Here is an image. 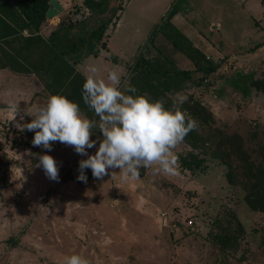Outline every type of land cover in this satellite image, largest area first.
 Segmentation results:
<instances>
[{
  "label": "rangeland",
  "instance_id": "rangeland-1",
  "mask_svg": "<svg viewBox=\"0 0 264 264\" xmlns=\"http://www.w3.org/2000/svg\"><path fill=\"white\" fill-rule=\"evenodd\" d=\"M223 1L224 14L219 19L217 14L210 15L214 11L206 0H133L127 9L130 24L113 32L118 49L125 48L128 54L121 57L118 70L128 74L141 56L158 58L149 64L157 75L188 69L187 87L170 96L186 95L189 106L194 100L199 102L211 114L208 128L241 143L251 160L264 165V89L250 84L251 78L264 83V48L244 61L222 53L212 59L217 70L205 75L191 69L194 62L166 39L167 33L178 34L180 43L189 41L195 46L198 36L212 46L201 47L213 56L220 53L215 49L240 53L253 35L250 9L228 0L218 2ZM65 2L59 18L71 24L72 32L80 30L81 20L90 29L111 14L88 19L91 13L83 0ZM148 2L162 8L151 7L139 14L136 9ZM113 4L119 8L120 2ZM177 12L186 26L173 22L176 18L171 13ZM50 20L56 24L58 19ZM132 22L140 27L139 32ZM172 26L177 33H172ZM245 52L249 51L241 53ZM89 61L96 63L92 58ZM33 82L34 77L27 86L20 76L6 79L0 75V264H63V257L73 252L86 256L90 264H264V213L249 208L243 186L228 182L227 168L219 160L208 157L200 168L187 169L180 156L193 150L183 142L174 149L179 156L178 175L154 174L145 168L143 176L125 179L120 169L113 168L97 179L91 169H85L87 180L82 182L75 170L86 156L78 155L72 146L62 151L64 144L52 143L51 151L34 146V132L17 127L31 119L26 118L28 107L23 104L27 97L37 92L33 100L38 101L44 96H40L38 82ZM7 90L12 95L2 93ZM9 101H17L20 109L14 119L7 110ZM93 131L90 139L98 147L102 135ZM222 148L233 150L227 143ZM95 151L87 149L89 154ZM44 153L57 162L58 180L49 179L38 166ZM231 161L238 163L234 154ZM189 219L195 223L193 229L185 226ZM237 220L244 229L237 247L220 249L213 235L235 230Z\"/></svg>",
  "mask_w": 264,
  "mask_h": 264
},
{
  "label": "trees",
  "instance_id": "trees-1",
  "mask_svg": "<svg viewBox=\"0 0 264 264\" xmlns=\"http://www.w3.org/2000/svg\"><path fill=\"white\" fill-rule=\"evenodd\" d=\"M49 1L0 0V69L9 68L14 72L34 74L49 95L55 93L65 95L68 99L76 101L88 118L98 120L81 98L84 75L75 67L77 58L73 60L71 56H78L81 53L96 56L100 51L106 50L107 44L104 40L106 29L113 20V13L119 8L114 10L110 8L108 0H83V4L91 13L88 19L100 17L107 12L111 13L110 16L107 19L100 18L97 20L98 24L90 29H86V22L81 20L79 22L81 28L77 32H72L71 24L60 21L48 37L44 38L38 32L47 19ZM92 20L94 22V19ZM173 30L172 33L175 34L178 29ZM23 31L28 32V35L25 36ZM175 36L178 37V34L167 33L166 39L194 62L196 71L207 75L217 70L215 62L207 59L191 42L187 40L186 44H182ZM156 59L143 56L136 59L128 73L130 83L136 87L138 93L147 94L153 99L163 98L166 101L165 107H172L174 99L170 93L185 89L191 80V73L189 70L177 69L157 75L155 69H149L151 61L155 63ZM250 84L264 89V83L253 78L250 79ZM186 103L181 107L197 121L198 126L184 139V143L196 152L180 156L182 165L193 170L200 168L208 157L219 160L227 168L228 182L230 184L238 182L243 186L244 200L249 208L264 213L263 163L251 160L241 143L235 142L233 138L228 139L230 137L224 136L214 128H208L207 121L211 114L199 102L194 100L190 106ZM95 131L100 132L98 129ZM223 143L231 146L233 149L231 153L222 148ZM233 154L237 157L238 163L231 161ZM235 169L238 171L237 174ZM144 172L145 168L141 167L139 175L143 176ZM237 223L235 230L223 229L224 232L219 231L213 235L214 242L220 249L237 247L239 233L244 230L238 220Z\"/></svg>",
  "mask_w": 264,
  "mask_h": 264
},
{
  "label": "clouds",
  "instance_id": "clouds-1",
  "mask_svg": "<svg viewBox=\"0 0 264 264\" xmlns=\"http://www.w3.org/2000/svg\"><path fill=\"white\" fill-rule=\"evenodd\" d=\"M95 62L86 65L81 98L98 120L88 118L80 105L61 93L50 94L45 104L25 111L31 120L17 124L23 131H33L32 144L51 151L53 142L72 146L85 159L79 161L77 179L85 182V169H91L97 179L118 168L122 178L138 177L141 167L154 174L178 175L179 156L174 149L184 142L197 121L181 106L187 96L177 94L172 107H165L163 98L153 99L138 93L130 83V75L109 70L107 77H98ZM7 110L14 119L20 111L17 101H9ZM23 119V116H21ZM98 129L102 135L97 147L90 135ZM96 148L94 154L87 149ZM46 176L58 180V165L47 154L39 156V165ZM63 264H90L88 258L73 252L63 257Z\"/></svg>",
  "mask_w": 264,
  "mask_h": 264
},
{
  "label": "crops",
  "instance_id": "crops-1",
  "mask_svg": "<svg viewBox=\"0 0 264 264\" xmlns=\"http://www.w3.org/2000/svg\"><path fill=\"white\" fill-rule=\"evenodd\" d=\"M57 3H59V9L63 8L64 5H66L67 3L65 2V0H54ZM132 1L133 0H108V5L110 8H112L113 10L116 9L113 2L117 3L120 2L119 9L116 10L115 12V17L112 20V25H108V28L106 29V31H108V29L110 28V32H106L105 33V37L104 40L106 41L107 44V49L100 51L98 53V55H85L83 53H81V55H73L71 56V59L75 60V58H77L76 63H75V67L76 69L80 72V73H85L86 70V65L92 61H89L90 58H92L93 60H96V64H98V68L99 66L102 65L103 63V68L102 70H100L101 72L98 71L97 76L98 77H103L104 79H106L107 77V72L109 70H120L121 69V64H122V58L121 57H125L128 56L127 51L125 50V48H120L116 45L115 40L113 39V32L116 30V28H123L126 24H130L129 20L127 19V13L128 10L127 9H131L132 7ZM207 1V6L210 10L214 11L213 13H211V16L217 17L220 19L223 17V12H224V1L223 2H218L219 0H211V2L209 0ZM230 3H233L235 6L242 8L243 10H245V8H249L250 12L248 14V16L250 17L251 21L253 22V35L251 37H249L248 42L246 47L241 51L243 52L244 50H248L249 52H245V53H236L235 51L230 52L228 50L223 51V49H215V50H220V53L217 56H213L210 53L205 52L201 46L206 47L207 49H209L210 46L209 44H207V42L205 40H203V38L196 36V41L195 43V47H197L203 54L204 56L207 58L208 56L210 57L209 59H214L217 58L218 56L222 55V53L224 54H228L230 55V57H233L235 59H239V61H244L245 58L247 57H253L255 55H257V52L259 49L264 48V0H228ZM192 2V0H191ZM49 9L47 11V20L41 25L40 30H39V34L44 37L47 38L48 35L51 33L52 30L55 29V27L57 26V24L60 21V15L62 12H54V7L49 5ZM151 7L154 8V4H149V2L144 6L141 5L140 8H137L136 11H138L139 14L145 13L146 11H150ZM158 8H162L160 7V5L157 6V8L154 9H158ZM165 8V7H164ZM62 10V9H61ZM153 10V9H152ZM107 14V13H106ZM217 14V15H216ZM226 15L229 17L230 15L227 14ZM171 18H176L175 21H173L176 24L182 25V26H186V21L182 19V17L180 18V15L177 13H173ZM50 19H58L56 24H52ZM134 27L135 32H139L140 27L135 24V23H131ZM218 26H220V23L217 22L216 23ZM56 25V26H55ZM55 26V27H54ZM51 27H53V29H51ZM190 33L195 35V31L190 29ZM24 35H28V33H24ZM243 38V37H242ZM243 41L241 42H245L246 39H242ZM224 42H227L226 40ZM106 56H110V59L106 58ZM114 56H116L117 60H113ZM130 56H133L132 54ZM243 57V58H242ZM128 59H130V57H126ZM120 59V61H118ZM208 59V58H207ZM98 62V63H97ZM112 63V64H111ZM191 69H195V65L193 66V68ZM188 70V69H185ZM0 75H3L4 78H12V77H18L20 76L21 80H23L27 86H29V82L31 81V78L34 77V82L37 81L38 85L41 86L40 89V96L41 93L44 94V96L40 97V100L38 101H34L33 99L36 98L39 93H37V95H35V93L29 98L27 97V101L23 102L26 103L25 105H27V111H32L34 108L41 106L43 104L46 103L47 98L49 96L48 91L44 88V86L42 85V83H40L37 79V77L34 74H27V73H20V72H14L12 70H10L9 68H5V69H0ZM0 93H1V89H0ZM2 93H8L9 96L12 95L11 91L7 90L6 92H2ZM17 94V93H16ZM31 95V94H30ZM34 96V97H33ZM18 98V96H17ZM43 98V99H42ZM34 101L33 106L30 104L31 101ZM1 107V106H0ZM1 109V108H0ZM29 117L31 118L29 115L26 116V118ZM31 119H29L30 121ZM101 134V133H100ZM53 144L55 145H60L62 143L60 142H53ZM65 145V144H64ZM67 151L70 150L69 145H65V148L62 149V151Z\"/></svg>",
  "mask_w": 264,
  "mask_h": 264
},
{
  "label": "built area",
  "instance_id": "built-area-1",
  "mask_svg": "<svg viewBox=\"0 0 264 264\" xmlns=\"http://www.w3.org/2000/svg\"><path fill=\"white\" fill-rule=\"evenodd\" d=\"M59 3H57L56 1H54V0H50L49 1V5H51V6H53L54 7V12L55 13H57V12H59L60 11V9H59V5H58ZM208 59L210 58L209 56L207 57ZM21 115V114H20ZM194 225H195V223H194V221L193 220H191V219H189V220H187L186 222H185V226L187 227V228H189V229H193L194 228Z\"/></svg>",
  "mask_w": 264,
  "mask_h": 264
},
{
  "label": "bare ground",
  "instance_id": "bare-ground-1",
  "mask_svg": "<svg viewBox=\"0 0 264 264\" xmlns=\"http://www.w3.org/2000/svg\"><path fill=\"white\" fill-rule=\"evenodd\" d=\"M78 171H79V170H75V172H77V173H78Z\"/></svg>",
  "mask_w": 264,
  "mask_h": 264
}]
</instances>
